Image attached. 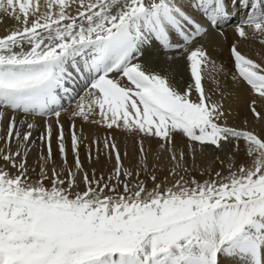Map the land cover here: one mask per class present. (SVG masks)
<instances>
[{
  "label": "snow or ice",
  "instance_id": "6c2138e0",
  "mask_svg": "<svg viewBox=\"0 0 264 264\" xmlns=\"http://www.w3.org/2000/svg\"><path fill=\"white\" fill-rule=\"evenodd\" d=\"M231 3L249 6V0ZM259 3L252 0L256 11L247 23L264 36ZM227 6L228 0H46L41 12L40 0H0V11L18 25L0 37V109L54 117L63 161L49 175L54 128L46 121L40 139L47 154L41 148L33 179L27 156L35 141L29 143L31 132L22 134L11 118L5 143L15 138L17 149L0 147V264H264V133L227 124L223 105L202 83L204 67L220 70L202 47L187 56L192 82L183 91L136 62L153 39L164 48H178L173 36L187 42L206 31L189 8L202 10L217 25L228 17ZM193 26V32L186 31ZM236 31L248 35L242 24ZM231 55L238 76L264 101V65L235 44ZM78 84L91 99L85 102L82 96L73 117L161 138L169 165L150 169L145 158L142 167H124L117 144L105 137L115 167L107 178L97 176L95 167L90 175L73 123L74 164L69 166L60 109ZM256 105L253 99L250 111L264 120ZM177 131L187 144L175 141ZM209 146L227 150L226 159L229 152L233 157L244 153L245 159L228 162L227 175L216 171L212 176L220 158L203 159ZM139 151L145 155L142 140ZM87 158L93 160L91 148ZM197 169L208 178L196 179Z\"/></svg>",
  "mask_w": 264,
  "mask_h": 264
},
{
  "label": "bare ground",
  "instance_id": "6f19581e",
  "mask_svg": "<svg viewBox=\"0 0 264 264\" xmlns=\"http://www.w3.org/2000/svg\"><path fill=\"white\" fill-rule=\"evenodd\" d=\"M252 0H249V6L242 7L240 3H236L234 6L231 3V0H228L229 8L227 11L229 13L228 17L219 21L217 25H212L210 20L207 16L203 13L202 10L197 8H189V14L193 16V18L199 22L202 27H206L207 33L208 31L212 30L214 27H218L221 30L222 38H214L210 41L205 43L203 49L206 50L208 56L212 62L217 66L220 70L213 69L212 65L209 64L207 67L203 68V75L204 79L202 83L205 86L206 92L211 95L212 100L219 102L223 105V110L225 111L226 122L229 126L234 127H241L246 128L248 130H252L257 133H264V120H259L254 117L252 112L250 111V104L253 99L257 100V110L264 114V101H261L257 94L251 89L246 82L242 80L238 76V71L235 68L234 58L231 55V47L233 44L237 46V49L244 54L246 57L253 59L255 62L264 65V36L260 33H254L253 28L250 25H245L241 20L249 15V10L255 12L256 10L250 7ZM46 0H40L41 4V12L45 11ZM258 7L264 8V0H260ZM76 6L73 5L72 14H75ZM243 25L246 32L248 33L247 37H240L236 31L238 25ZM18 25L11 17L10 14L4 13L0 11V37L9 34L11 30H13ZM189 33L194 31V26L192 28L187 29ZM205 33L201 34L204 35ZM196 41H201L202 38L199 36H193ZM181 37L174 38L173 42H181ZM193 42V41H192ZM198 43V42H197ZM194 42L191 44H185L181 49L175 51H165L162 50L165 56L168 55H175L179 51L184 50V53L187 54L188 51L193 50ZM193 46V47H192ZM191 47V48H189ZM148 48L145 49V51ZM152 49H156L153 47ZM151 49V50H152ZM154 53L150 50L146 51ZM148 55V54H147ZM175 57V56H174ZM178 58V57H177ZM144 60L141 59L136 60V62L141 63L143 65H147ZM166 60V59H165ZM157 65L158 69H155V72H159L162 75H165L170 79V82L177 87L178 90L183 91L184 88L181 87L179 84L180 79L184 78L187 81V84L192 82V77L189 70V63H187L186 67L180 69V74L177 73L176 69L167 68V64L165 63ZM187 60V57L186 59ZM167 61V60H166ZM154 62V61H153ZM176 65H178V62ZM151 64V63H150ZM153 64V63H152ZM181 76V77H179ZM183 80V79H182ZM183 80V81H185ZM88 89H83L80 96L70 103L68 106L61 107V117L60 121L64 122V132H65V143L68 148L67 152V163L69 166L74 164V157L71 151V122H78L82 125L84 130L88 134V139L83 143V146L80 148V155L81 160L84 164V168L89 170V174L91 175V168H96L97 176L103 174L105 178H107L108 174L113 171L116 161H115V154L113 153L111 158H109L105 148H104V138L111 137L115 143L117 144L118 148H122V153L120 155H127V163L124 164V167L132 168L133 166L142 167L140 161L142 159L139 158V145L140 141H143L145 152H147L146 156L149 158L148 167L151 169L153 164H158L162 166L169 165V157L170 154L166 151H162L159 147V144L163 141L161 138L157 137H145L143 133L136 135L131 133L124 128L120 127H113L109 129L104 124L100 123H92L91 121H83L80 117H73L72 112L77 109V104L80 102V98L83 96L85 97V102L90 100L91 98L87 96ZM194 98L196 99L197 93L193 92ZM0 111L4 112V117L0 120V147H4L5 151L11 150L16 151L17 149V142L15 138L12 139L10 144L5 143L7 137V128L8 124L13 116H15L16 120V129L19 130L22 134L24 132H31V135L34 133L35 137L37 136L38 139L32 146L37 145L36 148H31L33 151L28 153L27 156V163L29 166V175L36 179L38 178L37 174L39 172V167L37 165V157L38 154L43 148L45 154H47V147L46 145L42 144L40 137L42 134L45 133V122L52 123L55 121L54 117L51 116H39L35 115V118L28 117L29 114H25L22 112H13L10 109H0ZM99 110L97 109V112ZM33 115V114H32ZM30 116V115H29ZM34 117V116H33ZM94 119L99 120V115H96ZM28 123L34 124L32 129H28ZM40 123L42 127H40ZM54 128V124H53ZM55 130V129H54ZM58 135V131H54L52 137V151H53V162H50L48 165L49 175H51V169L53 167H60L63 165V161L60 157L59 149L56 142V136ZM32 137V136H31ZM175 141L180 142L182 141V145L188 143V138L186 136L181 135L179 131L175 133ZM99 140L100 143L94 144L93 141ZM243 147V144H241ZM91 148L93 160H89L87 158V152ZM97 149L98 151V162L96 161L97 157ZM187 152V149H184ZM226 152H221L215 149L214 146H209L205 149V155L203 159L205 161L211 160L215 157H219V160H216L210 175L214 176L216 171H220L223 175H227L228 173V162H233L235 164L242 163L245 159L244 153H240L233 157V155L229 152L227 154L226 159ZM141 154V153H140ZM123 155H121V160H124ZM159 157V160H157ZM202 157L199 151L196 153V163L199 165L201 163ZM221 160L225 162L222 164ZM192 160L191 156H188V164L191 166ZM0 165H3V161L0 160ZM10 167V166H9ZM35 169V171H32ZM14 171V170H13ZM192 175L196 177L198 180H203L208 178V175H201V169H197L196 171L192 172ZM145 176L142 174L141 179H144ZM81 189L84 187L83 184L80 185ZM149 187H151V182L149 180ZM122 190V189H121Z\"/></svg>",
  "mask_w": 264,
  "mask_h": 264
},
{
  "label": "rangeland",
  "instance_id": "374dc122",
  "mask_svg": "<svg viewBox=\"0 0 264 264\" xmlns=\"http://www.w3.org/2000/svg\"><path fill=\"white\" fill-rule=\"evenodd\" d=\"M210 31H212V30H210ZM210 31H208L207 33H205L204 35V38L203 37H201L202 38V42L201 41H193L194 42V44H193V46L194 47H202L203 48V46H205V43L207 42V41H210L211 39H214V38H222L223 36H222V33L221 32H218V34H216V33H214V32H210ZM198 42V43H197ZM205 42V43H204ZM196 44H197V46H196ZM192 46V47H193ZM189 48H191V47H189ZM195 49V48H194ZM193 49V50H194ZM147 51V50H146ZM184 50H181V51H179L177 54H175V55H173V56H171V55H168V56H165V54H164V52L161 50L160 52H154V53H151V52H148V55H147V57L146 56H144L146 59H145V63H147V65L145 66V68L146 69H149V70H152V71H154L155 69H158L157 68V65H159V64H163V62H164V60H165V63L167 64V68H172V69H176V71H177V73L178 74H180L181 75V73L179 72L180 71V69L181 68H183L184 66L186 67V65H187V63H189V61L188 60H185L186 59V57L188 56V54H189V52L190 51H188L187 52V54H181V53H184L183 52ZM175 56V57H174ZM178 57V58H177ZM142 60H144V58H141V61ZM154 61V62H153ZM175 61H177L178 62V65H176V62ZM151 63V64H150ZM153 63V64H152ZM157 63H159V64H157ZM179 77H181V76H179ZM180 79V81H179V84H181L180 86L181 87H183V88H185V86L187 85V81L184 79V78H179ZM185 80V81H183V80ZM194 94H192V98H194V96H193ZM30 115V116H29ZM28 115V117H31L32 116V118H35L36 116L35 115H32V114H29ZM34 116V117H33ZM61 122V121H60ZM70 123H71V128H72V125H73V123L75 124V129H76V131H77V134L78 135H80L81 136V139H82V143H81V146H80V148L83 146V143L88 139V134H87V132L84 130V128L82 127V125L81 124H79L78 122H71L70 121ZM42 124L43 123H40V127H42ZM53 124H54V129L56 130V131H58L57 129H56V127H55V123L53 122ZM61 124L62 125H64L65 123L64 122H61ZM54 130V131H55ZM54 133V132H53ZM32 137H31V140L29 141V143H31V141H36L37 139H38V137L36 136L35 137V134L33 133L32 135H31ZM33 145V144H32ZM36 148L37 147V145H35V146H31V148ZM119 149V152H123L122 151V148L121 147H119L118 148ZM31 151H33L32 149L29 151V153L31 152ZM147 152H145V155L144 156H142L141 154H140V151H139V158L140 159H145L146 158V160L147 161H149V158L146 156L147 154H146ZM121 155H123V154H121ZM123 157H124V160H122V161H124V164L125 163H127L126 161V159H127V155H123ZM123 164V163H122Z\"/></svg>",
  "mask_w": 264,
  "mask_h": 264
}]
</instances>
